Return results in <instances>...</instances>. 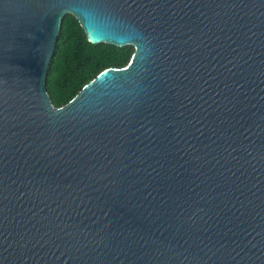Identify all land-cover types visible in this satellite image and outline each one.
I'll return each instance as SVG.
<instances>
[{"label": "water", "instance_id": "obj_1", "mask_svg": "<svg viewBox=\"0 0 264 264\" xmlns=\"http://www.w3.org/2000/svg\"><path fill=\"white\" fill-rule=\"evenodd\" d=\"M67 15L134 54L55 108ZM0 264H264V0H0Z\"/></svg>", "mask_w": 264, "mask_h": 264}, {"label": "trees", "instance_id": "obj_2", "mask_svg": "<svg viewBox=\"0 0 264 264\" xmlns=\"http://www.w3.org/2000/svg\"><path fill=\"white\" fill-rule=\"evenodd\" d=\"M133 54L131 46L91 44L78 20L67 15L47 76V91L53 105L64 107L105 70L125 68Z\"/></svg>", "mask_w": 264, "mask_h": 264}]
</instances>
